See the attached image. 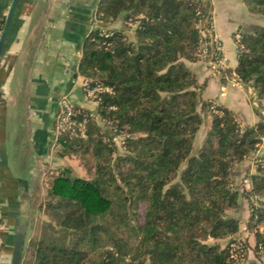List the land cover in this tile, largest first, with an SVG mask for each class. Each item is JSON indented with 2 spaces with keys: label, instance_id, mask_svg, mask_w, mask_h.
Segmentation results:
<instances>
[{
  "label": "trees",
  "instance_id": "trees-1",
  "mask_svg": "<svg viewBox=\"0 0 264 264\" xmlns=\"http://www.w3.org/2000/svg\"><path fill=\"white\" fill-rule=\"evenodd\" d=\"M244 2L249 13L264 16V0ZM96 6L98 22L83 42L77 71L111 90L99 93L94 109L74 103L84 135L63 132L50 148L55 157L80 154L88 177L69 168L51 175L36 165L47 173V209L70 241L29 237L21 264H239L248 248L238 237L240 220L228 212L243 198L262 202L251 204L250 221L253 250L264 264V153L250 188L233 186L234 167L258 151L264 121L240 127L231 110L218 107L198 141L199 110L211 102L201 100L185 61L198 60V25L208 26L210 1L98 0ZM119 20L132 36L112 28ZM241 34L237 65L223 72L249 84L262 101L264 26Z\"/></svg>",
  "mask_w": 264,
  "mask_h": 264
},
{
  "label": "crops",
  "instance_id": "crops-1",
  "mask_svg": "<svg viewBox=\"0 0 264 264\" xmlns=\"http://www.w3.org/2000/svg\"><path fill=\"white\" fill-rule=\"evenodd\" d=\"M97 1L21 0L17 8L0 60V94L3 99L0 107V219L4 222V229L0 232V264H8L10 258L18 183L27 180L33 170L39 172L36 165L41 167V158L50 151L37 155L42 150L51 104L69 92L76 105L90 110L95 107L93 102L82 97L81 85L77 84L82 76L78 74L72 83L65 78L75 55L77 36H87L93 28L92 16ZM209 1L211 19L223 44L226 69L233 70L238 60L232 34L235 31L248 32L255 25L264 26V16L249 13L244 0ZM10 3L11 0H0V32ZM111 26L133 35V28L125 26L121 20ZM185 63L202 87V101L228 108L243 125H254L261 120V109L250 104L245 83L226 73L224 76L213 75L209 66L200 60ZM20 116L26 120L22 127L26 131L18 143L17 120ZM26 139L31 140L34 157L22 162L25 168L19 170L16 165L21 162L14 160L13 155L16 149L28 145Z\"/></svg>",
  "mask_w": 264,
  "mask_h": 264
},
{
  "label": "rangeland",
  "instance_id": "rangeland-1",
  "mask_svg": "<svg viewBox=\"0 0 264 264\" xmlns=\"http://www.w3.org/2000/svg\"><path fill=\"white\" fill-rule=\"evenodd\" d=\"M94 15L92 16L93 22L94 20ZM225 73L222 72L218 76H224ZM77 84L80 86L82 84V79H78ZM248 86L247 91H248V98L250 104L255 108V109H261L259 110L260 114L264 115V102L259 101V98L257 96V93L253 89V87ZM10 108V107H9ZM11 109V108H10ZM201 115L204 117V123L202 124L199 132V144L202 142V140L205 137V133L207 128L209 127L210 124V118L208 116H211L212 111L210 110V105L207 110H199ZM263 120V118H262ZM240 124H242L240 121H238ZM17 123L19 124L18 127V132L16 134L18 140L17 142L20 143L21 141V136L24 135V132L26 131V128H22L23 124H26V120H24L23 117H19L17 120ZM243 126V125H242ZM41 127V125H40ZM39 127V128H40ZM30 126L28 127V129ZM25 130V131H24ZM26 137V134H25ZM28 145H26L25 148H19L16 149V154L13 155V159L20 161L21 163L16 165V168L24 169L25 165L22 166V162L27 161V158H33L34 157V152L31 150V140L26 139L25 140ZM119 141V140H118ZM25 142V144H27ZM11 144V142H10ZM30 152V154H28ZM264 153V137L261 141V143L258 145V151L249 157H247L243 162L237 164L234 167V182L233 186L237 187L239 189L243 188H250V180H249V175L254 173L257 167V162L259 161L260 157ZM51 157V158H50ZM25 163V162H24ZM41 169L43 171H48L49 174H56L59 172L60 169H66V171L71 172L73 175H78L81 177H88V174H86V163L84 160H82L80 154H70L67 155L63 158L60 157H55L52 155V153H47L43 158H41ZM69 168V169H67ZM89 168H92V166H89ZM14 172H16L14 170ZM30 172V176H31ZM38 178L35 184V189L32 194V199H31V206H30V211H29V219H30V226H29V231L27 238L32 237V239H39L40 237L46 238L49 241H53L58 245H65L70 241V236L67 233V231L62 230L57 227L56 222L53 220L52 215L50 214L49 210L47 209V196H46V188L45 184H43V177L47 175V173L43 172H38ZM263 201V200H262ZM259 200L252 199V201L247 200V199H242L240 207L236 210H231L228 212L229 216H233L235 218H238L240 220V232H239V239L241 241H244V243L247 245V252L245 257L239 262V264H249L250 261L255 262L257 264L263 263V256L255 254L253 250V246L255 243L254 240V227H253V222L250 221V215H251V204L255 205L256 207L260 205ZM144 205H142V208ZM27 242V241H26Z\"/></svg>",
  "mask_w": 264,
  "mask_h": 264
},
{
  "label": "built area",
  "instance_id": "built-area-1",
  "mask_svg": "<svg viewBox=\"0 0 264 264\" xmlns=\"http://www.w3.org/2000/svg\"><path fill=\"white\" fill-rule=\"evenodd\" d=\"M93 26L98 22V19L94 17ZM205 26V23H199L201 31V39L199 41L197 57L198 60L205 62L213 75H220L224 69L227 68L226 58L223 53L222 41L215 29L212 19ZM108 29H102L100 34L110 35L111 33L107 31ZM242 34L240 31H235L232 34V39L234 42L236 56L243 50L244 46L241 42ZM109 87H106L92 78L83 77L81 84L82 97L85 101H92L97 103L99 100V93L103 91H110ZM210 110L214 113H218V106L214 102L210 103ZM79 113V109L75 106L72 96L69 92L60 95L58 99V109L55 118L54 128L52 131L53 142L58 139L59 135L63 132H69L71 136L80 135L83 136L85 133L84 122L77 123L74 119ZM264 121V115L262 114ZM242 127L243 124H240ZM4 229V222L0 219V232Z\"/></svg>",
  "mask_w": 264,
  "mask_h": 264
},
{
  "label": "water",
  "instance_id": "water-1",
  "mask_svg": "<svg viewBox=\"0 0 264 264\" xmlns=\"http://www.w3.org/2000/svg\"><path fill=\"white\" fill-rule=\"evenodd\" d=\"M21 0H11L9 9L4 18V24L0 32V60L5 51L8 34L10 32L12 22L15 19L17 8ZM89 35H79L75 41L74 47V57L71 59V63L66 75L65 80L68 83L77 77V67L79 63V54L83 42L87 39ZM58 109V101L51 104L47 120H46V134L42 144V150L37 153L38 156L46 154L47 150L50 149L52 139H53V128L55 123V118ZM38 172L36 170L32 171L31 176L24 182L18 183L17 192V209L13 217L11 226V252L8 264H21L23 258L24 247L27 241V235L30 226L29 211L31 206L32 194L35 189V184L38 178Z\"/></svg>",
  "mask_w": 264,
  "mask_h": 264
}]
</instances>
